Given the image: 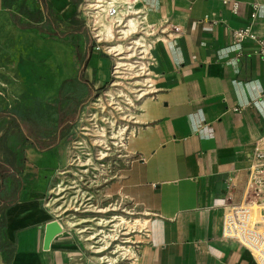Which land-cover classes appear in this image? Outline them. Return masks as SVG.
I'll return each mask as SVG.
<instances>
[{
    "label": "crops",
    "instance_id": "1",
    "mask_svg": "<svg viewBox=\"0 0 264 264\" xmlns=\"http://www.w3.org/2000/svg\"><path fill=\"white\" fill-rule=\"evenodd\" d=\"M14 1L0 0V10ZM48 1L51 13L67 19L82 2ZM38 2L45 22L47 13ZM143 3L149 21L165 29L169 39L157 44L156 92L141 102L140 129L128 143L131 162L121 166L108 188L148 215L150 235L141 242L135 264H258L248 250L221 239V226L228 197L234 202L242 198L253 149L264 132V57L255 54L258 44L251 39L233 44L232 32L252 26L264 38V0ZM93 73L85 77L88 84ZM60 119L59 113L56 123L46 121L53 136H61L58 144L42 153L27 145L30 155H48L70 140L79 116L69 130L59 128ZM45 174L44 197L29 199ZM50 181L47 169H41L35 185L20 181V198L4 210L3 240L14 244L16 252L8 261L0 251V264H91L84 245L60 233L63 220L55 221L60 230L44 248L46 225L56 219L44 203Z\"/></svg>",
    "mask_w": 264,
    "mask_h": 264
},
{
    "label": "built area",
    "instance_id": "2",
    "mask_svg": "<svg viewBox=\"0 0 264 264\" xmlns=\"http://www.w3.org/2000/svg\"><path fill=\"white\" fill-rule=\"evenodd\" d=\"M101 1L96 6L107 7L102 13L113 23L110 38L105 32L100 33V24L93 13L101 10H92L88 0H82L78 12L83 16L94 48L113 61L107 81L111 88L108 90L120 89L125 95L109 97L104 89L105 112L93 108L90 119L78 120L72 129L73 139L69 142L66 162L57 169L44 203L54 211V220L65 223L61 221L65 229L60 233L75 236L85 250L91 252L88 256L91 264H135L141 242L150 235L148 215L138 212L136 204L113 195L108 188L119 178L121 166L131 162L128 143L138 133L141 121L127 116L131 112L134 117L139 116L144 97L156 92L158 58L155 52L157 44L169 37L164 36L165 29L160 30L149 21L143 0H129L128 9L124 2ZM237 7L234 2V11ZM254 7L255 10L258 8L257 5ZM135 19V27L127 34L126 30ZM232 33L233 44L240 45L251 39L258 44L255 54L264 57V38L259 37L252 26L234 29ZM118 43L125 44L122 50L125 52L116 55L119 51H113V46ZM122 106L124 110L119 108ZM136 107L139 108L134 109ZM101 115L107 121L101 119ZM102 131L106 134L99 137ZM98 140L101 142L97 145ZM222 211L221 239L240 245L258 264H264V132L255 143L242 198L234 202L228 197ZM67 219L73 220L77 226H70ZM85 219L91 222L80 224Z\"/></svg>",
    "mask_w": 264,
    "mask_h": 264
},
{
    "label": "rangeland",
    "instance_id": "3",
    "mask_svg": "<svg viewBox=\"0 0 264 264\" xmlns=\"http://www.w3.org/2000/svg\"><path fill=\"white\" fill-rule=\"evenodd\" d=\"M40 9L38 0H15L11 7L0 10V111L19 110L26 116L28 111L33 112L38 108L45 111L41 124L45 125L47 120L54 124L59 111L67 103L66 94L79 87L74 80L80 75L85 78L94 72V81H89L88 85H80L81 96L77 99L74 95L73 98L74 106L77 103H85L88 99L78 112V120L85 119L83 111L84 114L92 111V108L87 107L97 96L102 98L106 90L107 82L104 81L110 78L113 61L102 51V54L94 51L91 58L92 39L86 34L69 36L62 41L50 36L53 29L47 21L43 22ZM51 18L56 25H60L61 30H69L70 24L62 14L52 10ZM66 80L65 90L61 94L62 83ZM109 88L110 85L107 86V89ZM10 122V118L0 119V137ZM105 127L107 128V125ZM72 139L71 131L69 141L62 142L48 155L39 157L37 154L30 155V148L25 144L21 133L9 134L6 143L18 154L20 181L35 185L41 175V169H47L50 170V182L53 183L57 167L66 162L67 149ZM43 163H46L45 167ZM15 184L12 178H8L5 183L7 192H10ZM85 252L88 256L91 253L89 250Z\"/></svg>",
    "mask_w": 264,
    "mask_h": 264
},
{
    "label": "trees",
    "instance_id": "4",
    "mask_svg": "<svg viewBox=\"0 0 264 264\" xmlns=\"http://www.w3.org/2000/svg\"><path fill=\"white\" fill-rule=\"evenodd\" d=\"M41 1L47 13L48 25L53 29L50 36L56 37L57 40L62 41L69 36L86 34L89 39H91L88 29L84 23V19L79 12H75L69 19H67L70 24L69 30L63 31L60 29V25H56L51 18V3L48 0ZM72 1L74 2L75 0ZM74 3L79 4L78 1ZM91 47L92 49H90V51L101 53L94 48L93 42L91 43ZM74 81L79 87L83 84L88 85V81L85 80L83 75H80L79 78ZM66 82L67 80L62 83L63 89L61 90V94L65 90L64 86L66 85ZM79 87L66 94L65 100L69 104L64 111H59L61 118L59 128L64 126L67 130H69L76 122L81 106L88 101L87 99L85 103L83 102L79 105H77V103L74 106V95H76L78 99L82 94ZM1 118L11 119L10 124L4 129L0 137V251H5L8 254V261H10L16 252V246L8 239L3 240L4 230L6 227L4 210L13 205L20 198L22 184L20 183L21 175L19 172L18 154L7 146V137L11 133H21L26 145H30L38 152L42 153L55 147L60 141L61 136L58 135V133L53 136V127L47 123L45 125L41 124V120L44 118V112L38 108L33 112L28 111L26 116L21 114L19 110H2L0 111V119ZM8 178H12L13 181L16 182V184L12 186L10 192H7L5 189V183ZM48 179L49 175L45 174L38 185L30 191L28 198L33 199L44 197L45 186Z\"/></svg>",
    "mask_w": 264,
    "mask_h": 264
},
{
    "label": "bare ground",
    "instance_id": "5",
    "mask_svg": "<svg viewBox=\"0 0 264 264\" xmlns=\"http://www.w3.org/2000/svg\"><path fill=\"white\" fill-rule=\"evenodd\" d=\"M100 2H102L101 0H88V4H90L89 5V7H91L92 8V10L93 9H98V10H101V11H93V13H94V15L96 16V21L100 24V33H103V32H105L107 35H106V37L107 38H110L112 35H113V23L111 22V21H109L107 18H106V16H105V14L104 13H102V9L104 8V7H102V6H96V5H98V3H100ZM117 2H124L126 5H125V8H127L128 9V6H129V0H113L112 1V3L113 4H115V3H117ZM100 7H102V8H100ZM107 9V7H105L104 8V11ZM135 25H136V19L135 20H132L131 21V23H130V28L128 29V30H126V33L128 34V32L129 31H131V30H133V28L135 27ZM137 43L138 44H141L142 42L141 41H137ZM142 46V45H141ZM125 48V44H122V43H118V44H116V45H114L113 46V51H119L116 55H119V54H122L123 52H125V51H122L123 49ZM115 84H120V83H115ZM139 86H144L143 84H140ZM134 88V87H133ZM136 88V87H135ZM144 90H146V89H144ZM106 92H107V95L109 96V97H123V95H125L123 92H121V90L120 89H111V90H108V89H106ZM133 92H137V90H133ZM131 102V101H130ZM132 104V103H131ZM92 106L90 107V108H94V109H98L100 112L101 111H104L105 112V107H104V105H103V102H102V98L100 97V96H97L96 98H95V101H93V103L91 104ZM134 106H136L135 104H134ZM89 108V109H90ZM120 109H122V110H124V108H123V106L122 107H119ZM139 107H136V108H134V109H138ZM132 108H130V109H128L129 111L131 110ZM128 110H126V111H128ZM91 110H89L86 114H84V118L86 119V118H89L90 119V112ZM135 116V114L134 113H129V116H127V118L129 117L130 119L131 118H136V120L137 121H139L140 120V117L138 116H136V117H134ZM101 119H105V121H107V118H105V116L104 115H101V117H100ZM89 119H87V121H89ZM117 125L114 123V128L116 127ZM112 127V126H111ZM106 129V128H105ZM123 129L124 128H121V132H123L124 133V131H123ZM98 131V130H97ZM101 132V131H100ZM102 133L103 134H99L98 136L100 137H102V136H104L105 134H106V131L105 132H103L102 131ZM121 136H122V133H121ZM101 142V140H98L97 142H96V144L98 145L99 143ZM122 220L125 222V223H128V221L126 220V218H122ZM88 222H91V220H89V219H85L84 221H82V223H80V224H83V223H88ZM68 223H69V225L70 226H77V225H74V221L73 220H69L68 219ZM51 227H52V231H51V236H53V234L55 235L56 233H58L59 232V230H60V227H59V225H58V223L57 222H54V223H52V225H51ZM80 228H78L77 230H79ZM79 232H81V231H79Z\"/></svg>",
    "mask_w": 264,
    "mask_h": 264
},
{
    "label": "water",
    "instance_id": "6",
    "mask_svg": "<svg viewBox=\"0 0 264 264\" xmlns=\"http://www.w3.org/2000/svg\"><path fill=\"white\" fill-rule=\"evenodd\" d=\"M56 220H52L47 223L46 225V230H45V236H44V248L49 249L51 242L54 239V234L51 236V231H52V223H54Z\"/></svg>",
    "mask_w": 264,
    "mask_h": 264
}]
</instances>
